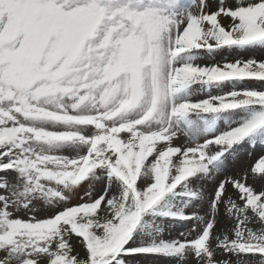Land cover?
Masks as SVG:
<instances>
[{
  "label": "snow or ice",
  "instance_id": "1",
  "mask_svg": "<svg viewBox=\"0 0 264 264\" xmlns=\"http://www.w3.org/2000/svg\"><path fill=\"white\" fill-rule=\"evenodd\" d=\"M0 264H264V0H0Z\"/></svg>",
  "mask_w": 264,
  "mask_h": 264
}]
</instances>
